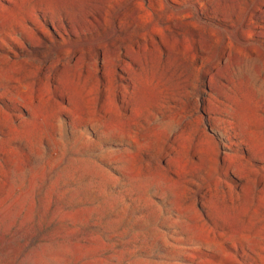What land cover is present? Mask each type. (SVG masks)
<instances>
[{"label":"rangeland","instance_id":"obj_1","mask_svg":"<svg viewBox=\"0 0 264 264\" xmlns=\"http://www.w3.org/2000/svg\"><path fill=\"white\" fill-rule=\"evenodd\" d=\"M0 264H264V0H0Z\"/></svg>","mask_w":264,"mask_h":264}]
</instances>
